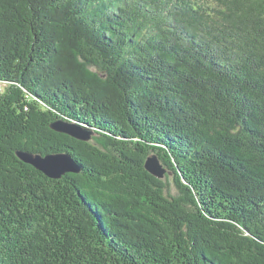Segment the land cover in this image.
I'll use <instances>...</instances> for the list:
<instances>
[{
  "label": "trees",
  "instance_id": "trees-1",
  "mask_svg": "<svg viewBox=\"0 0 264 264\" xmlns=\"http://www.w3.org/2000/svg\"><path fill=\"white\" fill-rule=\"evenodd\" d=\"M0 82V264H264V0H0Z\"/></svg>",
  "mask_w": 264,
  "mask_h": 264
},
{
  "label": "water",
  "instance_id": "water-1",
  "mask_svg": "<svg viewBox=\"0 0 264 264\" xmlns=\"http://www.w3.org/2000/svg\"><path fill=\"white\" fill-rule=\"evenodd\" d=\"M50 128L56 132L67 134L74 139L87 141L91 138V131L76 123L56 120L50 124ZM16 155L22 162L32 165L48 178L59 179L65 173H78L79 164L67 152L39 154L17 150ZM144 169L152 176L161 179L165 169L156 155H148L144 161Z\"/></svg>",
  "mask_w": 264,
  "mask_h": 264
},
{
  "label": "rangeland",
  "instance_id": "rangeland-1",
  "mask_svg": "<svg viewBox=\"0 0 264 264\" xmlns=\"http://www.w3.org/2000/svg\"><path fill=\"white\" fill-rule=\"evenodd\" d=\"M4 86H5V84L2 83V82H0V91H1V89H2ZM165 173H166V171L164 172V174H163V176H162L161 179H164V178L166 177V176H165ZM167 180H168V181L170 180V185H171L172 188H173V186H174V183H173V181H174V177H173V175H172L171 173L168 174V178H167ZM172 193H174V188L172 189Z\"/></svg>",
  "mask_w": 264,
  "mask_h": 264
}]
</instances>
